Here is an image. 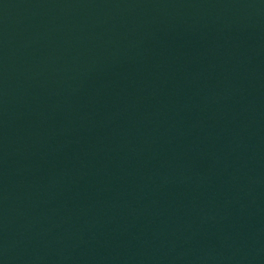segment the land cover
Here are the masks:
<instances>
[{"label":"water","instance_id":"obj_1","mask_svg":"<svg viewBox=\"0 0 264 264\" xmlns=\"http://www.w3.org/2000/svg\"><path fill=\"white\" fill-rule=\"evenodd\" d=\"M0 264H264V0H0Z\"/></svg>","mask_w":264,"mask_h":264}]
</instances>
